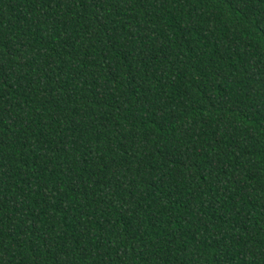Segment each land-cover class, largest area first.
I'll return each mask as SVG.
<instances>
[{
  "label": "trees",
  "instance_id": "16d2710c",
  "mask_svg": "<svg viewBox=\"0 0 264 264\" xmlns=\"http://www.w3.org/2000/svg\"><path fill=\"white\" fill-rule=\"evenodd\" d=\"M0 264H264V0H0Z\"/></svg>",
  "mask_w": 264,
  "mask_h": 264
}]
</instances>
